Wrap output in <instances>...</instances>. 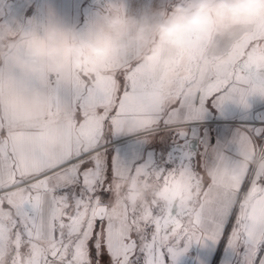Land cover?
I'll return each mask as SVG.
<instances>
[{
	"label": "snow or ice",
	"instance_id": "6c2138e0",
	"mask_svg": "<svg viewBox=\"0 0 264 264\" xmlns=\"http://www.w3.org/2000/svg\"><path fill=\"white\" fill-rule=\"evenodd\" d=\"M219 48L183 49L178 72L157 75L124 51L94 77L52 71L38 85L26 81L62 118L37 126L0 108V264H174L193 242L221 237L240 264H264V162L244 165L235 186L190 163L130 173L165 191L194 189L186 205L130 199L123 171L100 158L108 130L150 129L213 100L264 96V18ZM241 153L264 161V140L245 141Z\"/></svg>",
	"mask_w": 264,
	"mask_h": 264
},
{
	"label": "clouds",
	"instance_id": "9594fccd",
	"mask_svg": "<svg viewBox=\"0 0 264 264\" xmlns=\"http://www.w3.org/2000/svg\"><path fill=\"white\" fill-rule=\"evenodd\" d=\"M260 18H264V0H178L157 20L136 18L113 4L108 14L83 32L56 21L30 28L0 24V108L28 115L33 106L48 109L45 90L26 87V81L38 85L52 71L94 77L124 51L138 52L140 62L157 75L178 72L182 68L178 53L183 49L203 44L211 56L219 52L221 41L250 31ZM260 162H264L260 156L252 159L241 153L238 161L220 160L206 174L235 186L241 183L244 165ZM125 186L137 202L155 198L170 204L179 197L187 205L197 195L194 189L165 191L134 175ZM242 200L249 203L251 197L244 194Z\"/></svg>",
	"mask_w": 264,
	"mask_h": 264
},
{
	"label": "crops",
	"instance_id": "0c3cea01",
	"mask_svg": "<svg viewBox=\"0 0 264 264\" xmlns=\"http://www.w3.org/2000/svg\"><path fill=\"white\" fill-rule=\"evenodd\" d=\"M176 2L178 0H0V24L30 28L56 21L73 25L83 32L108 14L113 4L120 5L128 15L136 18L146 16L157 20ZM13 112L21 117V123L37 126L50 125L62 118L50 116L43 106H33L30 115L19 109ZM216 120L264 121V96L252 94L245 103L237 99L213 100L181 118H171L167 123L161 121L150 129L108 130L100 145L101 161L106 157L114 172L123 171L122 181H126L133 168L140 164L152 168L159 164L161 168L162 165L183 167L190 163L208 168L220 160L238 161L243 143H256L251 128L216 123ZM256 133L263 134L264 129L258 128ZM222 240L225 243L218 264H240V256L224 237L196 242L205 246L207 264L213 263ZM200 255L199 248L194 264H199Z\"/></svg>",
	"mask_w": 264,
	"mask_h": 264
},
{
	"label": "rangeland",
	"instance_id": "374dc122",
	"mask_svg": "<svg viewBox=\"0 0 264 264\" xmlns=\"http://www.w3.org/2000/svg\"><path fill=\"white\" fill-rule=\"evenodd\" d=\"M223 121H225V120H223ZM247 127V126H246ZM249 128H251V127H249ZM251 133L253 134V129L251 128ZM104 162H107V160H106V157H105V159H104ZM108 165H110L111 166V164L110 163H107ZM159 164H157V166H153L154 168H159V166H158ZM138 167H143V165L142 164H140V165H137V166H135V168H133V171L136 169V168H138ZM160 167H164L163 165L162 166H160ZM167 168H176V166H174V165H170V166H166ZM144 179H146V180H149V182H151V183H154V184H156V185H159L156 181H154L152 178H144ZM127 181V180H126ZM126 181H123V183L125 184V182ZM220 245V244H219ZM205 246H203L202 244H200V246L199 245H197V243L196 242H193L190 246H188V248H187V250L186 251H184L181 255H179L177 258H176V260H175V262H174V264H182V262H183V260H184V264H194V257H195V255L197 254V251L199 250V248H200V250H201V255H200V260H199V264H207L208 263V258H207V255L205 254L206 253V249L204 248ZM209 247V246H208ZM207 248V247H206ZM224 248V247H223ZM203 249L205 250V251H203ZM218 250V249H217ZM223 251V250H222ZM205 252V253H204Z\"/></svg>",
	"mask_w": 264,
	"mask_h": 264
},
{
	"label": "built area",
	"instance_id": "2783aa9c",
	"mask_svg": "<svg viewBox=\"0 0 264 264\" xmlns=\"http://www.w3.org/2000/svg\"><path fill=\"white\" fill-rule=\"evenodd\" d=\"M216 123H233V124H238L242 126H249L253 129V136L256 140V143H260L262 140H264V133L263 134H257L256 130L259 128L264 129V121H259V120H252V121H241V120H216L214 121Z\"/></svg>",
	"mask_w": 264,
	"mask_h": 264
},
{
	"label": "trees",
	"instance_id": "16d2710c",
	"mask_svg": "<svg viewBox=\"0 0 264 264\" xmlns=\"http://www.w3.org/2000/svg\"><path fill=\"white\" fill-rule=\"evenodd\" d=\"M224 243H225L224 240H222V241L220 242V245H219V247H218V250H217L216 256H215V258H214L212 264H218L219 259H220V256H221V253H222V250H223V247H224Z\"/></svg>",
	"mask_w": 264,
	"mask_h": 264
}]
</instances>
